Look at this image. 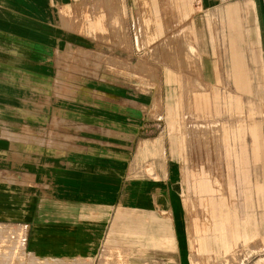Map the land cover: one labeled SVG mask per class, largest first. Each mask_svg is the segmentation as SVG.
<instances>
[{
	"label": "crops",
	"instance_id": "crops-1",
	"mask_svg": "<svg viewBox=\"0 0 264 264\" xmlns=\"http://www.w3.org/2000/svg\"><path fill=\"white\" fill-rule=\"evenodd\" d=\"M81 1L0 0V75L17 80L11 84L0 81V105L21 106L19 113L13 116L0 110V122L27 120L36 123L45 122L49 117V125L40 126L33 133L23 134L11 130L9 124L0 125V163L9 150L18 152L12 157L15 158V167H10L18 173L17 190L8 188L10 178L3 174L0 176V186L7 188L0 190V220H16L24 225L26 236L24 231L23 243L38 258L87 264H101L105 259L115 264H203L204 258L209 257L212 264H234L233 255L239 249L237 245L248 240L257 246L250 249L252 252L247 257L256 264H264V145H258H261L262 135L256 121L248 117L244 120L247 128L243 133H250L251 140L248 135V144L236 150H232L227 127L221 125L223 133L219 135L221 142L218 147L224 150L222 153L226 157L234 153L236 156L231 166L235 170L237 167L241 169L235 178L241 184V200L236 203L230 201L233 194L237 195V189H233V182L227 178L223 202L219 189L213 183L214 177L195 170L197 168L187 156V146L181 149L171 140V133L175 132L170 129L172 125L169 119H165V114L157 117L156 112L143 113L136 102L139 100L122 96L123 86H128L122 84L120 69L115 68L114 74L118 77L115 76V82L108 87L104 79L97 82V87L83 83L85 92L81 95L80 104L76 103L77 97L61 91L67 83L63 81L64 67H56L52 71L50 89L48 82H35L31 87L33 97L24 98L28 90L20 84L22 79L25 80L24 75L51 71L47 66L36 64L37 58L47 56L46 49L42 45L40 49L29 45L28 49L27 42L52 40L54 45L58 42L87 44L85 37L78 39L62 27L69 24V18ZM145 1L144 9L151 11L150 15L155 9L154 2L158 4L157 9L162 10L161 19H156L153 25L168 27L177 24L170 18L169 0H142ZM172 1L177 3L174 9L181 10L191 3L194 8L196 6L210 15L225 3L222 7L225 23L232 34L230 39L226 37V57L231 60L226 84L244 93L255 91L264 94V0ZM250 4L256 19L255 40L251 38V29L246 28L248 24L241 23L238 12V9L248 10ZM179 23V26L185 25L184 21ZM199 23L201 19L193 18L190 24L196 42L200 39V29L196 33L195 28ZM97 24L99 19L90 25ZM169 33L162 31L157 40L166 41L171 37ZM210 37L212 39V34ZM191 48L194 52L195 47L192 45ZM162 54L166 57L167 50L163 49ZM212 56L210 49L207 57ZM9 59H16L17 64L10 65ZM204 65L208 66L201 70L199 83H218V71L212 69L216 62L211 65L208 61ZM184 75L190 78L186 72L183 78ZM164 78L163 74L160 82L155 80V89L167 88ZM5 80L3 77L2 81ZM70 86L74 84H68ZM184 87L200 89L193 85ZM203 88L216 89L219 86ZM27 99L36 108L35 115L26 118L24 106ZM195 99H190L191 105L199 106V111L207 114L209 109L205 101L198 98L196 103ZM248 100L250 104L251 99ZM61 102L80 105L82 112L73 114L60 108ZM47 105H57V113L62 110L71 112L72 119L74 115L81 118L82 122L77 119L78 124H72L70 132L65 133L64 146L57 143L55 134L62 133L58 125H68L69 121L54 114L45 117L43 108ZM260 106L264 107V101ZM56 118L65 119V122H57ZM26 126L24 124L22 128ZM16 133L28 143L23 139L22 145L15 140ZM38 139L45 144L37 145ZM30 146L35 150H30ZM225 168L228 171L227 163ZM4 170L1 171L6 172ZM216 184L220 185L218 179ZM187 197L204 204L208 210V226L200 222V225L192 227L186 207Z\"/></svg>",
	"mask_w": 264,
	"mask_h": 264
},
{
	"label": "rangeland",
	"instance_id": "rangeland-1",
	"mask_svg": "<svg viewBox=\"0 0 264 264\" xmlns=\"http://www.w3.org/2000/svg\"><path fill=\"white\" fill-rule=\"evenodd\" d=\"M194 1L196 2L198 0ZM225 2H228V0ZM168 3L170 5L168 11L171 16L170 18L177 24L162 27L152 24L153 22L156 23V19H161L162 12L161 9H157L158 4L155 2V9L150 15L151 11L149 13V11L147 12L144 9L147 4L146 1L142 2V0L81 1L74 9L73 15L69 18V24H64L62 27L70 30L67 33L73 34L78 39L85 37L88 40L87 44L74 45L71 42H65L64 44L58 42L54 45L55 43L52 40L27 42L26 47L28 49L29 45L34 49H40L39 47L42 45L46 49L47 56L37 58L36 64L42 67L47 66L51 71L50 73L46 72L42 74L26 73L24 75L25 80L22 79L20 83L24 84V88L28 89L26 91L27 97L24 98H28L29 96L33 97L34 90H31V87L35 86V82H48V89H50V82H53L52 71L56 67H64L66 74H63L65 76L63 81L67 83L64 84L61 91L64 94L67 92L71 93L73 98L77 97L78 100L76 103L80 104L81 95L85 92L82 88L85 86L83 83H88L90 85L89 87H97V82L103 81L104 79L108 87V85H112L115 82V76L118 77L117 74H114L115 68L120 69L122 75L119 76L122 79V84L128 86H123L122 96L133 101L139 100L136 102L140 104L143 113L154 114L156 112L158 114L156 115L157 117H161V113L165 114V119H169L170 125H172L170 129L175 132L171 133V140L178 144L181 149L185 145L187 146V156L191 159L193 166L197 168L195 170L201 172L202 175L214 177L213 183L219 189V197L222 196L221 200L223 202L225 201L224 196L226 195L227 178L229 181L231 180L233 182V189H237V195L233 194L230 197V201L236 203L241 200L239 193L241 184L239 185L235 178H237V173H240L241 169L237 167L235 170L231 166V161L236 156L234 153L231 157H226L222 153L224 150L218 147L221 142L219 135L223 133V127L221 128V125L227 127L228 133L231 134L232 150L234 148L236 150L237 147L248 144V135L249 140H251L250 133H243L247 128L244 120L248 117L249 120L256 121L255 123L259 126L262 141L261 145L259 143L258 145L260 147L263 146L264 107L260 105L264 101V94L260 95L259 93H255V91L244 93L240 89H231V85L227 86L226 84V77H228L230 69L229 62L231 61L230 58L226 57V37L230 39L232 34L225 23L224 8H222L225 3L218 6V10L215 9L212 11L211 15L205 13L200 8H196V6L194 8L191 3H188L187 6L185 5L181 10L174 9V6L177 5L176 2L169 0ZM140 6H142L141 9L138 8ZM249 7L248 10L244 8L238 9V12L241 23L248 24L246 28L249 27L251 29V38L255 40L254 25L256 24V19L253 5L250 4ZM193 18L201 19L202 23H199V26L195 27L196 33L200 29V39L198 38L199 41L197 42L190 28V24L193 23ZM98 19L99 24L90 25ZM183 21L185 25L179 26V22ZM185 29H188L190 32H186ZM162 31L164 34L169 31L171 35L164 42L157 40L161 36ZM210 34H212V39ZM205 35L208 39L206 41ZM192 45L195 47L194 52L191 48ZM104 48L105 50H103ZM163 49L167 50L166 57L162 54ZM210 49L213 58L207 57V54H210ZM214 52L216 53V58L214 57ZM15 60L9 59L10 65L17 64ZM208 61L211 65H214L216 62V66H212V69H217L220 82L215 83L213 81L208 84H204L203 82L199 83L200 72L204 68H207L208 65H204V63ZM28 62L31 63L32 61ZM184 72L190 78L185 77V75L183 78ZM153 73H155L154 78H152ZM163 74L165 75L164 82L167 88L164 90L160 88L155 89L154 87L157 85L155 80L160 82ZM3 77L4 80H9L2 81ZM196 77L198 78L195 79ZM0 78L2 83L7 82L11 84L17 82L12 76L0 75ZM190 82L191 84H189ZM68 84H74V86H70L69 88ZM188 85L198 86L200 89H187L184 87ZM215 85H218L219 88H203ZM178 86L181 88L177 89ZM252 93L256 97H254V94L251 97ZM194 97L196 98V103L198 98H202L205 101L204 104L209 109V112L208 110L206 112L207 114L201 113L199 106L191 105L190 99L192 100ZM249 98L251 99L250 104L248 103ZM29 101L27 99L26 106H24V111L27 113L26 118L35 115V105L30 104ZM59 104L58 107L68 109L73 114L81 113L83 109L80 105L72 106L64 102ZM56 108L57 105H54V107L47 105L46 108H43V115L46 117L54 114L59 118L63 117L68 119V125L57 126L61 128H58V130L62 133L55 134L57 143L64 146L66 140L65 133L70 132L72 129L70 126L72 124H78L76 123L77 119L80 122L81 118H77L74 115L72 119L71 112L66 110H62L58 114ZM214 109H216V113ZM0 110L1 113L13 116L19 113L21 106L0 105ZM175 110L176 113H174ZM170 112H173V114L170 115ZM48 119L49 117L45 122L36 123H31L27 120L23 122H17L15 120L9 123L0 122V125L5 124L7 126L9 124L11 130L20 131L23 134L25 132L33 133L39 130L40 126L44 127L49 125ZM56 120L57 122H65V119L62 118H56ZM216 123L218 127L215 125ZM24 124L27 125L26 128H22ZM174 125L177 128H172ZM5 126L1 127L5 128ZM252 133H254L253 130ZM16 135L15 140L20 141L24 145L23 141L26 139L19 133H16ZM25 142L28 143L27 140ZM36 142H38L37 145L45 144V141L42 139H38ZM249 144L251 145V142ZM252 144H254L253 140ZM3 149L6 148L4 147ZM30 150L35 149L31 147ZM17 154L18 152L9 150L4 155L3 160L1 159L2 163H0L1 170H4L6 167V170H4L6 172L0 170V176L3 174L8 179L10 178L11 184L9 183L10 185L8 186L10 190H17L18 188V173L16 170L10 169V167H15V158L12 157ZM226 163L228 165V171L225 168ZM217 179L220 185L216 184ZM3 188L7 189L6 187L0 186V190ZM186 207L187 212L191 215L192 227L200 225V222L208 226V210L206 211L202 202L200 204L195 199H189L187 197ZM24 231L26 236L25 226L20 225L16 220H0V264H87L82 261L35 257L26 249L25 243H23L25 242ZM237 246H239V249L234 252V264H256L247 255L252 252L250 249L257 246V243L253 244L246 240V242H243V244L239 243ZM204 259L205 262H202L203 264H212L209 257ZM101 264L115 263L112 260L105 259Z\"/></svg>",
	"mask_w": 264,
	"mask_h": 264
}]
</instances>
